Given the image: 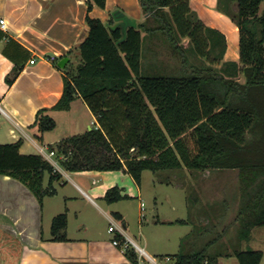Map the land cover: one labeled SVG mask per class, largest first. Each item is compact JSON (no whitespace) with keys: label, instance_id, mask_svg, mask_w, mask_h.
Instances as JSON below:
<instances>
[{"label":"trees","instance_id":"trees-1","mask_svg":"<svg viewBox=\"0 0 264 264\" xmlns=\"http://www.w3.org/2000/svg\"><path fill=\"white\" fill-rule=\"evenodd\" d=\"M190 1L139 0L145 19L122 42V29L110 27L112 15L104 22L89 14L94 6L105 8L107 0L87 1L90 30L78 47L80 63L64 68V92L52 110H69L80 97L99 126L49 149L67 171H125L138 185L146 170H236L238 234L231 252L209 251L215 238L201 250L166 257L170 264H220L231 256L239 264H261L263 251L244 245L254 228L264 226V0H219L218 9L240 30L239 61L224 60L226 36L207 26ZM5 38L0 28V42ZM7 47L3 53L14 67L6 80L13 85L25 65ZM47 111L37 114L39 140L57 126ZM22 146V139L0 143V175L24 183L42 204L57 194L54 182L62 173L42 154H23ZM122 191L114 186L104 199L130 198ZM67 226V213L57 215L53 240L67 241ZM116 238L124 242L122 235ZM21 250L19 239L0 230V264H19ZM125 254L137 264L132 247Z\"/></svg>","mask_w":264,"mask_h":264},{"label":"crops","instance_id":"crops-1","mask_svg":"<svg viewBox=\"0 0 264 264\" xmlns=\"http://www.w3.org/2000/svg\"><path fill=\"white\" fill-rule=\"evenodd\" d=\"M87 1L0 0V28L7 35L0 42V143H13L22 139L23 154H42V147L47 149L49 145L69 136L86 132L87 127L99 126L97 117L80 97L73 101L69 110H52L64 92V68L58 66L59 61L68 57L66 66L69 63L75 66L80 63L78 47L90 30L86 20ZM190 3L207 26L226 36L224 60L239 61L240 30L227 14L218 9L219 0H191ZM115 9H121L130 17L136 18L138 24L145 19L139 0H107L105 8L94 6L89 14L108 22ZM9 39L15 42L8 44ZM7 45L8 53L25 65L13 85H9L6 80L14 67V61L3 53ZM45 108L49 109L47 114L55 119L57 126L42 134V140H39L37 135L40 132L35 122L38 112ZM80 110L85 111L90 121H82L78 115ZM62 117H69L70 124L61 131L59 120ZM44 157L50 162H59L57 157L52 160ZM58 170L63 177L57 183V194L45 197L42 204L24 183L0 175V230L7 231L20 240L22 250L19 264H134L125 252L113 244L115 233L109 232V227L114 224L116 232L122 229L132 239L129 232L133 230V225L127 205L124 204L131 199L114 203H108L104 199L107 190L114 186L120 187L122 194L131 195L126 192L128 188L123 179L121 181L122 171L69 173L61 164ZM96 174L103 182L101 187L94 185L97 179H94V184L85 182L84 177ZM124 174L132 177L127 172ZM73 176L81 180L86 188ZM48 178L47 175L45 184H48ZM69 182L73 183L77 194H72ZM54 198L59 200L52 201ZM142 203L144 200L140 203L141 220L146 218V209L144 216L142 215ZM61 213L68 215L67 241L53 240L51 232L53 219ZM115 213L122 215L123 220ZM101 219L110 223L107 229L99 225ZM202 219L199 216L195 221L201 222ZM178 220L185 223H176ZM205 220L209 221L207 218ZM149 225L157 235L163 232L161 226H190L183 218L160 216ZM168 231L161 233L165 240L170 238ZM249 243V247L264 253V226L253 229ZM217 245L218 242L212 244V247ZM180 248L179 242L178 252L181 251ZM155 255L165 254L155 249L153 256ZM226 258L232 262L237 260L239 264L235 256ZM226 258H220V264H225L223 259ZM261 264H264V257Z\"/></svg>","mask_w":264,"mask_h":264},{"label":"rangeland","instance_id":"rangeland-1","mask_svg":"<svg viewBox=\"0 0 264 264\" xmlns=\"http://www.w3.org/2000/svg\"><path fill=\"white\" fill-rule=\"evenodd\" d=\"M184 43L187 44L188 41ZM173 64H177V60ZM240 80L243 81V77H240ZM78 115L82 121H90L85 111L80 110ZM59 123L62 131L68 127L70 119L69 117H62ZM87 130L90 128L87 127L85 131ZM49 137L51 138V136ZM72 172L69 171V173ZM120 173L122 175L121 181L123 179L128 188L126 192L131 194L129 195L131 200L124 202L129 210L133 225V230L129 232L130 236L138 246L151 254L154 255L155 249L164 253L165 255H155L160 261H164L168 255L179 253L180 251H177L179 242L181 244L180 250L184 252L201 250L215 238L218 239V245L210 248L209 251L227 250V248L230 251L231 246L236 243L238 234L236 215L240 197V182L236 170L216 169L208 172L190 170L185 167L157 172L146 170L143 172L141 185H138L129 175H125L126 172ZM84 178L87 184H94V179H97L94 184L96 187H101L103 183L98 174ZM76 179L82 184L81 180ZM60 181H55L54 186L57 187V183ZM69 183L72 185L69 187L72 194H77L73 188V183ZM82 185L84 186V184ZM84 187L86 188V186ZM55 200L57 201L59 198H54L52 201ZM141 200H144L146 209V218L143 220H141L140 215ZM158 216L172 219L183 218L187 220L190 226H161L160 229L163 232L157 235L149 224ZM199 216L203 219L201 222H196L195 219ZM205 218L210 222L206 221ZM99 225L107 229L110 223L101 219ZM167 230H169L170 238L165 240L161 237V233L165 234ZM249 244L251 243H245L244 248ZM223 260L225 264H238L237 260H234L235 262L227 258Z\"/></svg>","mask_w":264,"mask_h":264},{"label":"built area","instance_id":"built-area-1","mask_svg":"<svg viewBox=\"0 0 264 264\" xmlns=\"http://www.w3.org/2000/svg\"><path fill=\"white\" fill-rule=\"evenodd\" d=\"M52 60H55V57H52ZM41 152L44 156L52 160L53 157H57L55 151L50 150L49 147L45 149L41 148ZM48 160V159H47ZM51 163L58 169L60 163L56 160H52ZM145 204L142 203V215L144 216ZM116 226L113 224L109 227V232L115 233L113 244L119 247L123 252H126L128 247H132L135 250L137 257V264H170L172 261L170 257H165L164 261H160L157 257L150 255L144 248L138 246L134 240H132L124 230L120 229L119 232H116ZM120 234L124 237V242L120 241L116 238V236Z\"/></svg>","mask_w":264,"mask_h":264},{"label":"water","instance_id":"water-1","mask_svg":"<svg viewBox=\"0 0 264 264\" xmlns=\"http://www.w3.org/2000/svg\"><path fill=\"white\" fill-rule=\"evenodd\" d=\"M111 15H112L115 23H114V25H111L110 27L113 29L120 27L122 29L123 37L118 42H122L127 38L129 28H137L138 27L137 19L130 17L128 14H126L121 9H115L114 11H112ZM68 61H69V58L64 57L59 61L58 66L61 68H65ZM91 129L92 128L90 127V130Z\"/></svg>","mask_w":264,"mask_h":264}]
</instances>
